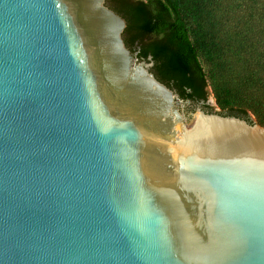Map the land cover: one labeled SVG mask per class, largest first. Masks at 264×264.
Here are the masks:
<instances>
[{"label":"water","instance_id":"obj_1","mask_svg":"<svg viewBox=\"0 0 264 264\" xmlns=\"http://www.w3.org/2000/svg\"><path fill=\"white\" fill-rule=\"evenodd\" d=\"M106 0H0V264H264V126L157 80Z\"/></svg>","mask_w":264,"mask_h":264},{"label":"trees","instance_id":"obj_2","mask_svg":"<svg viewBox=\"0 0 264 264\" xmlns=\"http://www.w3.org/2000/svg\"><path fill=\"white\" fill-rule=\"evenodd\" d=\"M110 1L126 20L125 45L139 59L151 56L157 80L193 101L206 102L210 89L219 113L252 114L264 126L262 13L231 25L219 0Z\"/></svg>","mask_w":264,"mask_h":264},{"label":"rangeland","instance_id":"obj_3","mask_svg":"<svg viewBox=\"0 0 264 264\" xmlns=\"http://www.w3.org/2000/svg\"><path fill=\"white\" fill-rule=\"evenodd\" d=\"M217 5H219L220 8V10L218 9V13L219 14L226 13L225 17L226 19H228L229 24L231 25H234L235 19H241V17L243 18L258 17L260 13H262L263 15L262 17H264V0H219ZM208 90H209V95L206 103L210 107L211 111L209 112L220 111V109L216 104V98L214 97L213 92H211L210 89ZM193 108L188 110V112L189 111L194 112L195 110Z\"/></svg>","mask_w":264,"mask_h":264},{"label":"flooded vegetation","instance_id":"obj_4","mask_svg":"<svg viewBox=\"0 0 264 264\" xmlns=\"http://www.w3.org/2000/svg\"><path fill=\"white\" fill-rule=\"evenodd\" d=\"M106 3L107 5L112 8L114 11H116L118 14H120L122 16V14L120 12H118L117 10H115V8L113 7V2H111L110 0H106ZM123 17V16H122ZM187 101H189V105H188V110L192 109L195 105L197 104H201V107L206 110V111H211L210 108L207 106V101L206 102H203V100H196V101H193V100H190V99H184L183 102L186 103ZM190 107V108H189ZM219 113V112H218ZM225 115H229V114H226V113H223Z\"/></svg>","mask_w":264,"mask_h":264}]
</instances>
